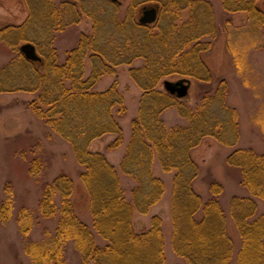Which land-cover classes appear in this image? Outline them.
Segmentation results:
<instances>
[{
	"label": "trees",
	"instance_id": "16d2710c",
	"mask_svg": "<svg viewBox=\"0 0 264 264\" xmlns=\"http://www.w3.org/2000/svg\"><path fill=\"white\" fill-rule=\"evenodd\" d=\"M82 1H62L57 8L53 0H26L29 13L25 21L0 31V41L11 46L18 41L33 42L40 54L38 61L18 55L4 65L0 92L37 94L29 107L70 146L88 201L87 215L80 218L72 202L74 177L60 173L45 185L38 209L44 218L55 220V226L52 232L45 229V239L26 243L29 264H64L68 243L79 254V264H163L161 218L152 215L149 227L140 231L133 224L135 214H148L165 194L164 180L153 172L156 161L164 173H172L170 244L179 259L176 264H264V151L237 146L239 114L227 102V85L221 80L214 89L208 86L211 74L200 54L209 44L200 38L210 33V27L196 26L192 10V16L179 26L182 10L178 2L160 0L158 14L160 19L167 16L170 25L159 21L153 31L127 17L118 26V44L103 43L101 5L95 3L88 9L84 8L87 0ZM222 1L225 11L245 12L250 19L264 22L257 0ZM209 15L207 12L205 17ZM82 16L92 19V33L81 34L77 45L60 60L53 45L55 34L78 23ZM136 58L144 59L141 67L129 68L141 90L138 112L115 166L106 151L123 144L118 118L126 111L124 99L116 79L105 90L94 87L103 76L115 75V66L129 65ZM86 59L91 64L88 75ZM172 74L207 85L193 106L186 103L187 96L178 98L158 88L161 79ZM169 108L186 123L168 127L162 114ZM108 134L115 137L103 150L90 149L93 141ZM208 137L232 148L226 163L239 170L246 191L230 198L227 212L219 197L221 184L212 181L207 198L194 187L199 165L192 152ZM119 172L133 180L130 198L121 186ZM29 218L28 212H20L18 222L24 233L31 226ZM228 219L234 234L227 230Z\"/></svg>",
	"mask_w": 264,
	"mask_h": 264
},
{
	"label": "rangeland",
	"instance_id": "374dc122",
	"mask_svg": "<svg viewBox=\"0 0 264 264\" xmlns=\"http://www.w3.org/2000/svg\"><path fill=\"white\" fill-rule=\"evenodd\" d=\"M62 1L71 2V0H53V5L58 8ZM159 1L87 0L84 8L90 9L95 3L96 6L101 5L98 12H100V25L105 31L103 43L111 41L118 44L119 24L128 19L127 17L137 23L143 7H157L155 22L143 25L149 26L153 31L156 30L155 26L159 21L164 26L170 25L167 16L163 15L160 19L158 13L162 7L161 3L168 4L171 0H161V3ZM176 1L177 7L182 10L181 17L178 19L179 26L192 15H196V26L204 24L210 27V33L200 38L202 43L209 44V48L202 51L200 56L211 74V84L208 86L214 89L221 80H224L228 89L227 102L238 111L240 139L237 146L251 147L257 152H263L264 22L250 19L245 12L225 11L222 0ZM194 1H196L195 8H191L190 5ZM257 3L264 13V0H257ZM191 10L194 11L192 15ZM207 12L210 13L208 18L205 17ZM28 13L29 7L26 0H0V31L21 25ZM137 24L142 25L139 22ZM92 30V19L82 16L78 23L70 24L56 33L53 45L60 60L64 59L67 51L77 45L81 34L89 35ZM134 37L132 33V40ZM23 43L25 42L18 41L11 46L0 41V69L15 56L23 55L19 50V46ZM36 51L40 56L37 49ZM143 64V58H136L129 65L115 66L116 74L103 76L94 87L98 91L105 90L116 79L117 90L122 94L126 108L124 115L118 118L125 148L130 139L131 121L138 112L137 104L141 95L140 88L129 75V68L141 67ZM84 65L85 73L88 75L91 71L90 61L86 59ZM182 77L185 76L179 74L166 76L161 79L158 88L163 89V80L176 81ZM188 79L190 86L185 101L193 106L198 94L207 85ZM36 95V93L19 90L0 92V264H29L30 260L25 252L26 243L45 239V229L49 232L53 231L55 220L41 216L38 208L45 185L58 174L66 173L74 177L73 208L80 218L85 219L88 212L87 195L79 182V166L70 146L53 133L47 122L36 116L33 109L29 107L30 100ZM162 118L168 127L186 123V120L180 117L174 108L165 110ZM114 137V134H108L95 140L94 147L96 145L103 150ZM123 144L117 148H121ZM117 148L106 151V154L117 155L120 153ZM231 150L232 148L223 146L208 137L192 152L194 160L199 165V175L194 182L195 189L207 198L209 184L212 181L221 184L223 188L219 197L225 212L228 211L230 198L233 195L246 194L240 184L239 170L226 163V157ZM155 173L159 174V171L157 173L155 170ZM163 173L161 171L166 191L161 201L154 205L152 213H158L157 216L161 218L165 252L163 264H176L179 259L171 249L170 201L166 199L171 190L172 173ZM119 177L125 195L130 198L129 190L133 180L120 172ZM8 201H10V207L5 205ZM260 208H262L261 205ZM21 211L28 212L31 221V226L26 233L21 231L20 222H18ZM152 215L151 209L145 215L135 214L133 218L135 229L140 231L148 228ZM227 227L228 232L234 234V227L229 219ZM64 255V264H79V254L70 243L65 247Z\"/></svg>",
	"mask_w": 264,
	"mask_h": 264
},
{
	"label": "water",
	"instance_id": "95a60500",
	"mask_svg": "<svg viewBox=\"0 0 264 264\" xmlns=\"http://www.w3.org/2000/svg\"><path fill=\"white\" fill-rule=\"evenodd\" d=\"M116 2L117 0H110ZM157 19V7L148 6L143 7L141 15L138 18V22L141 24H150ZM19 50L25 56V58L33 61L40 60V56L36 51V47L30 43L25 42L19 46ZM163 88L170 94L175 95L178 98H183L188 95L190 81L186 77L179 78L176 81L163 80Z\"/></svg>",
	"mask_w": 264,
	"mask_h": 264
},
{
	"label": "crops",
	"instance_id": "0c3cea01",
	"mask_svg": "<svg viewBox=\"0 0 264 264\" xmlns=\"http://www.w3.org/2000/svg\"><path fill=\"white\" fill-rule=\"evenodd\" d=\"M139 102V101H138ZM137 106H138V104H137ZM137 115V114H136ZM94 143L95 142H93V143H91V150L92 151H101L102 150V148H98V147H96V145H95V147H94ZM123 146V147H122ZM121 146V148H117V150H119V152L120 153H118L117 155H115V156H111V155H107L106 154V157H107V159L112 163V164H114L115 166H118L119 165V162H120V160H121V157H122V155H123V153H124V151H125V146H124V144ZM153 166H155V167H153V172L155 173V170L157 171V173H158V171H159V174H156L155 173V175L156 176H158V177H161L162 178V175H161V168H160V166H159V164H158V162L156 161L155 162V165H153ZM162 173H163V171H162ZM164 174V173H163ZM171 178V177H170ZM170 189H171V185H170ZM169 197H167L166 199L168 200V202L170 201L169 200V198H170V194L168 195ZM154 207L155 206H153L152 208H151V215L153 214L152 213V209H154ZM157 208V207H156ZM155 208V209H156ZM153 215H158V213H155L154 212V214Z\"/></svg>",
	"mask_w": 264,
	"mask_h": 264
}]
</instances>
